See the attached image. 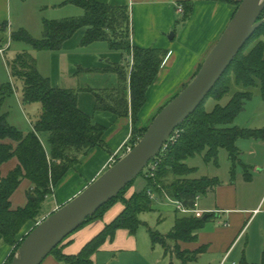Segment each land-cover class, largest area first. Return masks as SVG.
Returning <instances> with one entry per match:
<instances>
[{
  "label": "crops",
  "instance_id": "0c3cea01",
  "mask_svg": "<svg viewBox=\"0 0 264 264\" xmlns=\"http://www.w3.org/2000/svg\"><path fill=\"white\" fill-rule=\"evenodd\" d=\"M21 1L22 5L18 0H0V25L7 23V33L10 35L6 47L2 46L3 43L0 41V55L5 54L10 48L11 35L18 30L24 29L34 39H41L45 20H62L74 15L79 17L84 13L77 6L79 11L74 9L61 11L62 8L70 6L73 8L74 5L66 4L67 0H45V4L44 1H39L35 10L29 8V0ZM96 1L129 9L131 42L134 47L167 52L155 82L146 93L145 105L139 113L138 129L150 126L160 110L194 79L234 17L238 9L235 3L242 2V0ZM181 6L184 9L191 7L187 19L185 12L178 11ZM50 8L53 11L49 15L42 14V11ZM87 31L88 28L78 30L59 51H39L25 42H19L29 46V50H32L30 53L36 59L38 71L43 77L50 79L54 88L79 90L78 107L92 118L93 124L106 128L103 139L107 148L95 147L81 158L79 164L64 176L52 194L46 198V200L54 198L47 213L41 211L37 223L29 222L19 234V241H22L39 222L84 191L109 168L113 160L122 158L130 147L128 144L133 136L131 105L128 117L96 111L97 97L89 89L101 93L116 86L118 75L112 68L125 66L130 72L129 63L132 58L111 50L105 41L82 44ZM259 95L261 99L257 103L256 112L264 111V99L261 94ZM248 121L246 126L236 124L234 127L264 129V113L259 119L250 116ZM32 130L33 127L25 133ZM42 141L46 144V136H42ZM237 147L240 156L234 175L231 174L232 164L229 155L225 158L222 153L224 149H221L218 163H210L209 173L202 176L217 178L220 184L201 195L200 209L213 213L211 214L213 216L194 234L195 240L173 241L172 245L169 244L171 240H166L168 247L162 245L164 251L157 250L150 235L152 228L141 219L143 224L136 233L120 229L112 238H107L92 256L93 264H185L181 257L168 250L169 246L172 249L178 246L182 253L187 254L185 258L190 260L186 264H264V140L240 139ZM220 158L223 159L224 169L219 165ZM18 164L17 159L5 163L1 168L2 176L7 177ZM169 180H172V177ZM146 186L147 182L143 177L137 185L133 184L127 197L142 192ZM31 191H33L31 182L23 180L12 196L13 209L25 207ZM155 205L169 206L160 200L155 202ZM123 209V204L119 202L109 209L102 219L77 230L61 244L63 253L70 256L78 255L83 247L99 235ZM175 213L172 230L177 218L183 216L176 210ZM159 219L163 220V215ZM170 232L162 235L166 237ZM13 249L0 235V264L8 262ZM196 253L197 256L193 258ZM42 264L65 263L50 255Z\"/></svg>",
  "mask_w": 264,
  "mask_h": 264
},
{
  "label": "trees",
  "instance_id": "16d2710c",
  "mask_svg": "<svg viewBox=\"0 0 264 264\" xmlns=\"http://www.w3.org/2000/svg\"><path fill=\"white\" fill-rule=\"evenodd\" d=\"M66 4L81 8L83 15L62 20H45L41 39H34L26 30L20 29L12 33L11 40L25 42L39 51H59L78 30L88 28L82 44L105 41L111 50L130 56V72L125 66L112 68L118 75L116 86L101 93L89 90L97 97L96 111L128 117L131 105L133 136L128 145L134 147L149 127L137 128L139 113L145 105L146 93L155 82L167 52L140 49L132 45L131 16L127 7H114L96 0H67ZM235 4L239 7L241 2ZM184 10L187 19L191 7H185ZM263 18L264 12L260 19ZM6 31L7 23H2L0 32ZM0 40L4 42L2 36ZM10 70L12 78L22 83L23 102L40 103L43 112L33 130L28 133L11 125L8 113H2L1 108L14 93V87L12 83L0 84V235L6 244L14 248L6 264L13 261L26 238L19 241V234L29 222H38L43 202L64 176L78 165L81 158L91 149H107L103 139L106 128L93 124L92 118L78 107L79 90L54 88L50 79L40 74L36 59L30 52L18 53L10 61ZM228 74H233L235 78L237 90L234 93L230 91ZM252 88H258L264 99V25L249 39L209 96L218 101L230 96L229 102L225 106L217 104L214 110L209 112L204 106L205 100L178 128L181 136L175 144L169 145L164 153L156 180L146 179L147 186L142 192L127 197L135 183L133 181L117 197L87 219L84 225L102 219L107 211L119 202L124 206L123 211L86 244L78 255L64 254L61 244L51 255L65 264H93L92 256L107 238H112L120 229L136 233L143 224L140 215L153 211L155 201L150 198L149 190L159 195L158 187L161 186L173 198L191 204L196 195H203L220 184L217 178H192L196 168L188 165L190 158L206 153V162L217 164L219 151L224 149L229 155L231 174L234 175L240 156L237 142L240 139L264 140V129L229 126L244 110L245 103L253 97ZM42 136H46V144L43 143ZM13 159L18 160V166L7 177H3L2 166ZM141 175L144 177V172ZM170 177L172 180H169ZM25 179L33 186L28 204L13 209L12 196ZM208 216L211 218L213 215ZM203 218L181 216L177 218L173 230L166 237L151 230V239L153 243L159 242L164 247H167L166 240L193 241L196 238L194 234L203 228L209 219L205 221ZM176 248L177 256L186 264L190 260L185 258L187 254L182 253L178 246ZM196 256L197 253L193 258Z\"/></svg>",
  "mask_w": 264,
  "mask_h": 264
},
{
  "label": "water",
  "instance_id": "95a60500",
  "mask_svg": "<svg viewBox=\"0 0 264 264\" xmlns=\"http://www.w3.org/2000/svg\"><path fill=\"white\" fill-rule=\"evenodd\" d=\"M263 12L264 0H242L198 74L161 109L140 141L84 191L32 229L10 264H42L89 217L135 181L162 150L174 131L215 90L249 39L264 25V18L260 19ZM208 218L205 215L203 220Z\"/></svg>",
  "mask_w": 264,
  "mask_h": 264
},
{
  "label": "rangeland",
  "instance_id": "374dc122",
  "mask_svg": "<svg viewBox=\"0 0 264 264\" xmlns=\"http://www.w3.org/2000/svg\"><path fill=\"white\" fill-rule=\"evenodd\" d=\"M19 3L22 5L23 2L18 0ZM29 8L37 9L39 1H44L43 4H45V0H29ZM71 7V6H70ZM62 8L61 11H67V9H74V11H79L81 8H76V6H73V8ZM33 10V11H34ZM42 10V9H41ZM53 10L50 8L49 10L42 11L43 15H49ZM83 11V10H81ZM73 17H78L74 15ZM68 18V17H67ZM70 18V17H69ZM173 33H170V38ZM4 38V42H1L2 46L6 47V44L9 42L8 38L10 35H8L7 31L6 33L0 32V38ZM11 40V39H10ZM1 41V40H0ZM12 41V40H11ZM8 48V47H7ZM6 48V49H7ZM31 52L32 50H29V46H25L23 44H20L19 42H10V48L6 51L5 54L0 55V84L5 83H12L14 87V93L7 99V101L3 104L1 108V112L5 113L7 111L9 113V123L18 129H20L23 132L29 131L36 122L40 119L43 109L42 105L40 103H30L26 104L23 102V92H22V83L20 81H17L15 79H11V70H10V61L13 59L15 54L19 52ZM228 79H230V91L234 93L237 88L234 84V75L228 74ZM19 91V93H17ZM251 92L253 93V98L248 100L245 103L244 110L237 116V118L234 120L232 124H230V127L236 126L238 124L239 126H246V123L249 122L250 116H256V118H260L262 113H264L263 110H260L259 112H256V109L258 108L257 103L260 101V93L258 88H252ZM230 100V96L225 97L221 101H218L214 99L213 96L209 97L205 101V108L207 111L211 112L214 110L217 104H220L221 106H225L228 101ZM141 139V138H140ZM138 140V142L140 141ZM130 148H132L130 146ZM128 152V150H126ZM126 152V153H127ZM125 153V154H126ZM225 158L228 157L227 151H222ZM205 154L203 153L201 155H197L193 158H190L188 160L189 166L196 168V171L193 175H191L192 178H201L202 176H205L209 173L210 170V163H207L205 160ZM224 158V159H225ZM119 160V159H118ZM223 160V159H222ZM220 158V164L221 169L223 168V163ZM110 167V166H109ZM143 179V176L140 175L136 180L135 184L137 185L141 180ZM53 191V190H52ZM54 198L50 197L47 199L43 205H42V212L47 213L48 208L53 203ZM169 206L163 207L161 205H154L153 211L148 213H143L140 216V219L145 220L149 224V226L152 228L153 232H158L159 234H165L172 230V225L174 223V219L176 217L175 213V207L171 204H168ZM175 209V210H174ZM163 215V220L160 221V217ZM180 216V215H179ZM169 244L172 245L173 241H169ZM157 250L162 249L164 251V248L161 243L157 242L155 243ZM168 247V246H167ZM168 250H170L172 253L177 255V248L172 249V247L169 246ZM180 252V251H179ZM178 263H180L177 260Z\"/></svg>",
  "mask_w": 264,
  "mask_h": 264
},
{
  "label": "built area",
  "instance_id": "2783aa9c",
  "mask_svg": "<svg viewBox=\"0 0 264 264\" xmlns=\"http://www.w3.org/2000/svg\"><path fill=\"white\" fill-rule=\"evenodd\" d=\"M178 11L180 13L185 12L183 6L179 7ZM180 136H181L180 130L176 129L174 131V133L172 134V136L168 139L167 143L164 145L162 150L158 153V155L153 160H151V162L147 165V167L143 171L145 180L146 179L156 180L157 173H158V171H159V169L163 163V160H164V153L168 149L169 145L175 144L178 141ZM130 150H131V148L129 147L128 152ZM117 161L118 160H113L112 164L110 166L114 165ZM146 182H147V180H146ZM158 188L160 189L159 195L156 194L155 192H153L152 190L148 191L150 198L155 202H157V201L159 202V200H160L166 204L173 205L175 207L176 211L183 216H193L195 218L201 219L205 215L213 214V213H209V212H206V211H203L200 209L199 203H200L201 195H196L195 198L193 199L192 203L188 204L187 202H184L183 200L175 199L172 196H170V194L163 187L159 186Z\"/></svg>",
  "mask_w": 264,
  "mask_h": 264
}]
</instances>
